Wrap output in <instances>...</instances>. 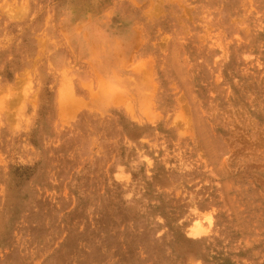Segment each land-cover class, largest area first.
Instances as JSON below:
<instances>
[{"label":"rangeland","instance_id":"obj_1","mask_svg":"<svg viewBox=\"0 0 264 264\" xmlns=\"http://www.w3.org/2000/svg\"><path fill=\"white\" fill-rule=\"evenodd\" d=\"M0 264H264V0H0Z\"/></svg>","mask_w":264,"mask_h":264},{"label":"bare ground","instance_id":"obj_2","mask_svg":"<svg viewBox=\"0 0 264 264\" xmlns=\"http://www.w3.org/2000/svg\"><path fill=\"white\" fill-rule=\"evenodd\" d=\"M190 228H191V232H192L194 235H197V234L201 233V230H200V228H201V223L198 222V221H194V222L192 223V225H191Z\"/></svg>","mask_w":264,"mask_h":264},{"label":"clouds","instance_id":"obj_3","mask_svg":"<svg viewBox=\"0 0 264 264\" xmlns=\"http://www.w3.org/2000/svg\"><path fill=\"white\" fill-rule=\"evenodd\" d=\"M95 58H96L97 60H101L100 54H97V55L95 56Z\"/></svg>","mask_w":264,"mask_h":264}]
</instances>
